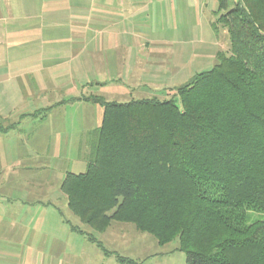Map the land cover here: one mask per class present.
I'll use <instances>...</instances> for the list:
<instances>
[{
    "label": "trees",
    "instance_id": "trees-1",
    "mask_svg": "<svg viewBox=\"0 0 264 264\" xmlns=\"http://www.w3.org/2000/svg\"><path fill=\"white\" fill-rule=\"evenodd\" d=\"M218 9L228 52L176 88L178 103L95 98L87 168L60 189L96 231L119 221L161 244L178 238L185 264H264V220L247 221L264 213V0Z\"/></svg>",
    "mask_w": 264,
    "mask_h": 264
},
{
    "label": "rangeland",
    "instance_id": "rangeland-1",
    "mask_svg": "<svg viewBox=\"0 0 264 264\" xmlns=\"http://www.w3.org/2000/svg\"><path fill=\"white\" fill-rule=\"evenodd\" d=\"M8 3L2 12L11 13L6 21L12 34L7 45L10 74H17L18 83L15 91L14 84L8 91L10 102L0 95V115L10 114L9 104L19 105L14 112L19 114L32 111L36 104L68 103L82 94L92 102L65 103L62 117L47 118L45 131L38 139L39 155L27 149L30 156H20L29 160L27 170L21 169L13 173L12 179L1 181L5 186L0 189L19 197L16 192L27 191L29 202L38 204L50 200L37 207L30 220L55 224L51 233L62 239L73 238L75 255H68L62 264H125L119 258L142 264H185L186 255L179 249L178 238L161 244L131 223L111 221L102 232L82 223L68 208L60 184L67 172L81 173L87 168L90 130L100 125L103 112L102 106L93 101L95 98L127 102L157 97L178 103L176 88L196 73L212 68L218 52H228L227 28L219 21L222 11L218 0ZM30 72L40 83V93ZM103 81L108 82L99 84ZM17 144L12 145L13 155L25 153L22 148L17 150L21 147ZM33 153L34 159L30 158ZM9 169L6 166V172ZM256 220H264V213L250 210L247 221ZM91 235L95 241L88 238Z\"/></svg>",
    "mask_w": 264,
    "mask_h": 264
},
{
    "label": "crops",
    "instance_id": "crops-1",
    "mask_svg": "<svg viewBox=\"0 0 264 264\" xmlns=\"http://www.w3.org/2000/svg\"><path fill=\"white\" fill-rule=\"evenodd\" d=\"M8 5V0H0V95L1 98L3 97L10 102L11 97L8 91H12V84H14L13 91L17 89L18 77L17 74L16 76H11L10 74V47L7 43L10 42L8 40L12 37V34L6 21L11 13L9 11L6 13L2 12L3 7H8ZM73 36L75 37V33H73ZM31 72L32 83L37 88L40 83L34 80ZM106 82L108 81L99 82V84L104 85ZM37 91H39L38 88ZM84 96L87 97L86 94ZM62 102L64 103L36 104V108L32 111H24L19 114L14 113L19 110L17 109L19 105H14L13 107L9 104L8 110H11L10 114L5 117L0 115V175L5 176L3 179L0 178V182L8 180V178L12 179L13 173L21 169L27 170L29 160L21 158L22 155L24 157L29 154L27 149L37 152L36 156L39 155L38 148L41 145L38 139L41 137L40 134L45 131L47 118L49 119L51 116L62 117L65 105L68 103L92 101L83 98L82 94L70 99L68 103L64 100ZM63 106L64 108H62ZM37 110L40 113L37 112L35 116L28 115ZM12 122H15L13 126H11ZM17 142L21 147L18 149L14 147V149L20 150L22 148L26 151L25 153L20 152L13 155L12 145L13 143L16 145ZM34 156L35 154L33 153L30 158H36ZM6 166L10 167L11 170L9 169L6 172ZM13 166H21V168ZM19 180L21 181V179ZM0 186L5 185L0 184ZM16 194H19L20 197L14 195L11 191L0 189V264H62L61 261L68 259V255L74 256L73 238L62 239L55 233H51L50 230L56 228L55 224L48 225L43 222L30 220L35 211L42 207L40 205L49 204L50 200H46V202L40 201L41 203L38 204V201L29 202L27 191L21 194L16 192ZM35 204H38V206H35ZM68 227L70 226L68 225Z\"/></svg>",
    "mask_w": 264,
    "mask_h": 264
}]
</instances>
